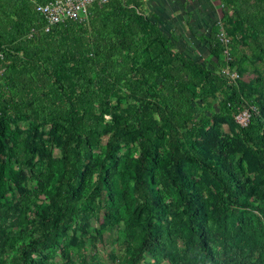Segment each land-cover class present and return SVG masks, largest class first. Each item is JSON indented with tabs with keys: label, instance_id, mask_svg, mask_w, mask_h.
Here are the masks:
<instances>
[{
	"label": "trees",
	"instance_id": "trees-1",
	"mask_svg": "<svg viewBox=\"0 0 264 264\" xmlns=\"http://www.w3.org/2000/svg\"><path fill=\"white\" fill-rule=\"evenodd\" d=\"M50 1L1 0L0 10L8 29L27 23L13 43L53 44L51 39L61 28L77 23L60 24L50 33H44L45 23L36 13L35 5ZM221 1L233 7L236 17L248 28V50L264 59V0ZM144 2L96 3L90 9L89 21L83 24L94 35V48L90 44L87 49L107 73L102 79L109 91L105 95L89 85L79 93L73 88L72 73L79 72L78 63L66 72L64 67L56 69L49 77L23 75L20 78L22 86L18 90L25 95L55 86L53 75L56 82L68 76L70 90L63 91L64 99L52 105L54 109L50 112L51 123L63 132L61 165L68 169L52 174L60 182L57 189L53 187L52 177L43 181L45 174L41 176L43 179H36L35 173L28 177L26 169L40 173L35 164L43 153L37 138L38 127L30 131L26 153L21 155L5 137L0 122V219L8 216L9 200L26 194L30 180H37L39 188L47 189L46 199L50 202L43 211L45 218L40 222L34 215L31 221L23 218L25 231L19 238L14 237L19 243L17 252L30 260L27 264H43L46 255L33 260L31 253L41 254L53 245L58 237L55 229L67 232L76 219H86L87 213L83 217L79 215V204L84 199L97 207L100 202L105 203L106 214L113 215L114 223L123 222V232L129 235L128 241L134 246L125 264H140L146 253L151 257L150 264H161L164 260L170 264H264L262 225L241 244L236 242L240 232L236 220L241 214L264 223V100L258 107L250 97L237 94V89L221 73H215L227 65L219 58L224 50L217 26L201 38L210 55L218 57L217 62H195L184 54L172 52L173 43L145 14ZM7 44L5 36H0L5 62L9 59ZM231 55L235 60L230 65L239 68L241 64L234 50ZM118 85L129 89L134 101L123 109L118 105L111 107L107 102L110 95L120 97ZM227 87L234 93L227 94L221 105L231 115L244 153L255 162L252 172L256 175L251 178L243 177L233 165L237 146L231 148L216 125L205 130L209 116H214L209 107L192 104L199 95L211 97L218 91L224 93ZM22 105L36 118L42 115L41 103L34 106L32 102H22ZM245 107L251 108L252 117L249 126L241 128L235 123L234 115ZM100 109L110 115V120L95 130L94 121L99 118ZM154 116L159 118L162 127L160 141L165 144L162 156L151 129ZM189 123L194 125L187 129ZM99 133L108 138L106 156H96L95 165H89V147ZM121 141L138 142L139 157L126 163L114 159ZM51 163L49 168L55 167ZM95 168L97 177L92 183H85ZM258 186L262 189H256ZM60 191H64L65 204L61 199L57 204ZM36 195L37 192L29 197L36 198ZM37 234L44 241L38 242ZM175 235L184 239L182 249L175 242ZM30 238L34 241L27 248L23 241ZM257 252L260 256L255 258Z\"/></svg>",
	"mask_w": 264,
	"mask_h": 264
},
{
	"label": "rangeland",
	"instance_id": "rangeland-1",
	"mask_svg": "<svg viewBox=\"0 0 264 264\" xmlns=\"http://www.w3.org/2000/svg\"><path fill=\"white\" fill-rule=\"evenodd\" d=\"M143 9L151 21L158 25L164 37L173 43L172 52L184 54L195 62L209 60L217 62L218 57L210 55L206 42L201 38L209 34L214 26L218 27L219 33H226L228 44L220 41L224 51L221 52L219 58L227 62V65L220 67L219 71L215 73H221L227 82L237 89V94L240 93L244 98L250 97L258 107L260 106V101L264 100V59L253 55L248 50V28L240 18L236 17L233 7L224 5L221 0H145ZM84 23L86 22H77L69 28H61L51 39L53 44L13 43V40L22 34L27 23L8 29L0 10V36H5L9 41L7 44L9 59L4 65L5 71L0 74V122L4 127L5 137L21 155L26 153L25 146L28 135L33 128L38 127L37 138L42 143L43 153L35 160L40 173L30 172L26 169L28 177L35 173L36 179H43L41 176L45 174L46 178L43 181H46L52 177L53 173H57L56 171L65 172L68 169L67 166L61 165L63 132L55 129L51 123L50 112L54 109L52 105H58V102L64 99L63 91L68 92L70 84L67 75L57 82L53 75L54 82H51L55 86L51 85V87L21 95L18 90L19 86H22L19 82L20 78L23 75L33 78L36 76L49 77L50 73L54 74L56 69L64 67L63 70L66 72L78 63L79 72L72 73L75 82L73 88H76L78 93L86 85L91 86L94 91L96 89L97 92L102 91L103 95L109 92L107 91L108 87L102 84V79L107 76L106 71L103 67L98 66L99 60L87 49L90 44L94 48V35L92 29H88L83 25ZM233 50L239 57L241 64L239 68L236 65H230V62L235 60L231 55ZM209 68L211 69V66ZM224 71L229 72L228 77L224 75ZM118 88L120 97L110 95L107 102L111 107L118 105L123 109L134 101L129 89L120 85ZM225 92L226 95H224ZM224 93L218 91L214 96L207 97L205 95L204 98L199 95L192 104L193 106L199 104L209 107L214 116H209L208 126L205 130L216 125L218 130L227 137V143L231 144L230 147L234 149L237 146L235 148L237 155L233 159V165L243 177L251 178L256 175L252 172L255 162L249 154L244 153L238 130L231 120V115H228L221 105L225 96L234 92L227 87ZM22 102L25 104L32 102L34 106L41 103L42 115L36 118L26 105H22ZM17 104L20 105L16 106ZM106 113H103L101 109L97 111L99 118L94 121L95 130L110 120V115ZM88 124L91 122L89 121ZM57 125L69 126L67 123H58ZM193 125L189 123L187 129ZM151 129L154 131V137H157L158 152L162 156L165 153V144L160 141L162 127L157 116L151 119ZM95 139V142L89 147L91 153L89 165H95L93 159L96 156H106L108 138L103 133H99ZM118 147L114 159L119 158L121 163L139 157L138 142L121 141ZM51 162L55 163V167L49 168ZM110 162L111 160L108 161L107 166L110 165ZM84 169L86 166L83 167ZM97 174L98 170L93 169L91 179L87 178L85 183H92ZM52 178L51 181L55 183L53 187L59 188L60 182L55 177ZM29 184L30 187L26 194L19 195L20 197L14 201L9 200L8 216L0 219V264H27L30 261L24 257V254L17 252L19 243L14 237L19 238L20 233L25 231L23 218L31 221L34 219V215L38 218V222L45 218L43 211L50 202L46 199L47 189L44 191L39 188L37 180H30ZM258 188L262 189L260 186L256 189ZM35 189L36 198L35 196L29 197L35 194L33 192ZM63 194L64 191H60L57 195L59 198L57 204L60 199L63 204L66 203V197H63ZM84 194L83 192L82 198H84ZM97 201L100 202L99 197ZM79 209L81 217L87 213L86 219H76L67 232L55 229L54 232L58 236L55 243L41 254L31 253L32 259L37 260L40 255L41 257L46 255L47 258L43 260V264H125V259L129 257L134 246L128 241L129 235L123 232V222L115 224L113 215L106 214V204L102 202L97 207L84 199L79 204ZM236 223L240 228L236 241L238 244L244 242L247 235L254 234L257 226L264 227L263 221L259 223L255 217L247 214H241ZM82 227L85 228V231L82 230ZM36 237H38L36 239L38 242L44 241L43 236L37 234ZM173 238L182 249L184 239L176 235ZM33 241L30 238L23 243L28 248ZM37 245L36 248H38ZM259 256L260 253L257 252L255 258ZM150 262L151 257L146 253L140 264H150ZM161 264L170 263L164 260Z\"/></svg>",
	"mask_w": 264,
	"mask_h": 264
},
{
	"label": "built area",
	"instance_id": "built-area-1",
	"mask_svg": "<svg viewBox=\"0 0 264 264\" xmlns=\"http://www.w3.org/2000/svg\"><path fill=\"white\" fill-rule=\"evenodd\" d=\"M107 0H52L45 4H36L35 11L44 20V33H50L52 29L60 24H65L70 21L88 22L90 9L96 3H104ZM36 32L33 31V34ZM221 42L228 44L227 35L224 32L219 33ZM5 53L0 50V74L5 71ZM227 73V74H226ZM227 71L224 75L228 77ZM252 117L251 108L245 107L239 110L234 115L235 123L241 127L249 126Z\"/></svg>",
	"mask_w": 264,
	"mask_h": 264
}]
</instances>
